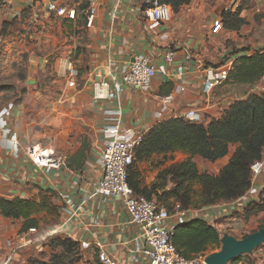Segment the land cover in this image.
<instances>
[{"label":"crops","instance_id":"1","mask_svg":"<svg viewBox=\"0 0 264 264\" xmlns=\"http://www.w3.org/2000/svg\"><path fill=\"white\" fill-rule=\"evenodd\" d=\"M235 1L187 0L172 13L170 22L151 27L143 0H98L91 28H86L82 21L65 22L76 38L75 63L82 62L78 71L66 59L46 66L44 58L29 54L25 73L12 87L14 92L23 91L9 120L19 147L0 137V200H32L39 191H47L51 204L58 208V218L39 215L37 230L22 233L23 220L5 218L0 212V264H27L31 256L39 257L40 250L50 254L48 243L54 240L75 244L78 259L72 264H100L95 243H100L113 257L114 264H148L142 254L145 245L141 229L130 224L122 200L91 196L92 185L102 177L100 159L111 140L108 133L112 130L147 133L157 124L176 119L188 110L197 111L199 124L206 126L239 101L241 92L230 93V85L225 81L212 86L206 73L207 69L215 71L226 61L264 49V0L249 1L248 8L240 14L244 24L238 30L222 27L212 32L214 23L221 22L224 9ZM64 2L78 9L87 6V0ZM33 4V0H4L0 5V23L20 20L24 13L33 10ZM11 45L10 42L6 47L8 54ZM168 50L174 52L172 63H167L163 56ZM10 57L6 56V63ZM135 57L152 60L156 69L146 91L122 82L123 71ZM13 61L14 58L9 63ZM179 68L182 72L177 74ZM43 74L55 77L52 91L59 90V100L52 101L42 95L40 76ZM262 82L264 79L252 87ZM96 84L106 85L102 96H98ZM167 98L170 102L162 112ZM4 106L0 104V111ZM31 147L63 157L65 167L37 169L25 153ZM235 149L236 146H230L228 154L215 162L199 157L191 162L200 174L217 176ZM187 158L182 152H174L153 154L135 162L130 169L131 188L137 195H149V199L163 206L156 200L159 189L151 191L152 185L158 184L161 172ZM167 185L168 189L172 187L168 179ZM261 197H264V165L243 197L175 214L172 210L163 226L174 230L178 225L201 220L219 236L228 234L241 239L264 225V210L244 216L248 207L258 203ZM66 198L72 202L70 209L64 202ZM175 204L178 203L172 207ZM83 242L89 245L87 249L81 247ZM210 252L216 251L210 248L205 254Z\"/></svg>","mask_w":264,"mask_h":264},{"label":"trees","instance_id":"2","mask_svg":"<svg viewBox=\"0 0 264 264\" xmlns=\"http://www.w3.org/2000/svg\"><path fill=\"white\" fill-rule=\"evenodd\" d=\"M249 1L241 0L235 11L222 13L221 24L224 29L236 31L244 24L240 14L248 8ZM3 2L4 0H0V5ZM186 2L187 0H159L160 4L169 6L172 13L177 12ZM262 79L264 49H256L253 54L233 61L225 82L252 87ZM232 145L236 146V149L217 176L200 174L196 165L191 162L194 157L215 162L225 157ZM263 151L264 91L260 95H251L247 100L235 102L221 118L213 119L206 126L188 123L179 118L157 124L144 135L136 148L132 165L153 154L182 152L187 155L188 158L183 162L161 172L158 184L152 185L151 191L159 189L156 200L161 202L168 212L172 211L174 203H178L181 210L191 207L200 209L243 197L251 187L250 166L260 160ZM131 166L127 176L130 188ZM167 179L172 184L169 189ZM145 197L150 198L149 195ZM263 210L264 197H261L258 203L248 207L244 216L247 218ZM0 212L5 218L23 220L20 230L22 233L37 230L41 221L37 218L39 215L45 214L53 220L58 218V208L51 204L47 191H39L37 197L32 200L2 199ZM261 228H264V225L259 229ZM173 243L177 252L189 259L198 255L205 256L210 248L212 252L218 251L220 236L204 221L193 220L174 229ZM48 244L52 250L49 254L51 257L58 256L57 253L60 252L71 256L66 264H72L78 259L76 246L71 241L54 240Z\"/></svg>","mask_w":264,"mask_h":264},{"label":"built area","instance_id":"3","mask_svg":"<svg viewBox=\"0 0 264 264\" xmlns=\"http://www.w3.org/2000/svg\"><path fill=\"white\" fill-rule=\"evenodd\" d=\"M98 0H87L86 8L79 6H67L64 0H33L36 6H39L44 13L59 18L64 22L75 24L78 21L85 22L86 28H91L95 18V3ZM146 5L145 13L150 26L155 27L160 23L171 21L172 12L169 6L160 4L159 0H143ZM240 1H235L227 6L225 12L236 10ZM222 28L220 21L214 23L212 32L215 33ZM167 63H172L174 58L173 50L163 53ZM233 61H226L218 69H207V78L212 86L221 85L227 78L228 72L232 68ZM182 72L181 68L177 74ZM156 75V69L152 60L145 57H135L128 68L123 71L122 82L137 90L146 91L149 89L153 78ZM106 85L96 84L94 88L100 92ZM179 91L183 90L181 88ZM167 98L162 104L161 111L166 110ZM16 109V104L9 102L0 111V137L7 139L14 147H19V142L12 134L9 127V120L12 118ZM188 123H200V115L195 110H188L177 116ZM111 140L106 144L100 159L102 168V177L92 185L91 196H98L103 199L116 197L122 200L124 208L129 216L130 224L141 229V237L144 242L142 254L147 259L148 264H205L204 258L198 257L187 259L181 256L174 246V230L166 229L163 224L170 218L171 213L161 206L154 199H148L143 195H137L133 192L127 182L128 169L132 165L135 156V150L140 145L144 135L143 131L127 130L120 133L112 130L108 133ZM30 162L39 170L59 169L65 167L64 158L56 156L46 149L31 147L25 151ZM264 165V151L260 160L250 166L251 184L260 175ZM66 206L72 208V202L69 198L65 199ZM68 209V210H69ZM181 211L180 205L173 206V214ZM70 216L72 213L69 212ZM220 236H222L220 234ZM22 241V240H21ZM22 244V242H18ZM97 249V260L100 264H114L111 257L100 243H95ZM81 247L87 249L89 245L86 242L81 243Z\"/></svg>","mask_w":264,"mask_h":264},{"label":"rangeland","instance_id":"4","mask_svg":"<svg viewBox=\"0 0 264 264\" xmlns=\"http://www.w3.org/2000/svg\"><path fill=\"white\" fill-rule=\"evenodd\" d=\"M33 7V10L24 13L20 20L0 23V104L3 106L9 102L17 104L21 100L23 91L14 92L12 87L25 73L30 53H33L35 57L44 58L46 66H54L58 59H66V63L71 62L72 68H76L77 71L78 67L82 66V62L75 63L77 56L74 54L73 44L76 42V38L70 31L68 24L59 18L44 13L35 3ZM10 42L12 45L8 54L6 47L8 44L10 45ZM17 54L19 57H16ZM8 55H11L10 61L14 58L11 64L10 61L5 62ZM54 80L53 75L43 74L40 76L42 95L50 97L52 101L60 99L59 90L57 92L52 91ZM226 83L230 85V93L241 92L240 97H237L239 101L247 100L251 95H260L264 91V82L257 87ZM191 209L197 208L191 207ZM37 255L38 258L31 256L27 264H66L71 257L65 256L62 252L57 253L58 256L51 257L49 254L43 253L42 250L37 252ZM237 262L241 264H264V245L256 249L250 256L240 257Z\"/></svg>","mask_w":264,"mask_h":264},{"label":"water","instance_id":"5","mask_svg":"<svg viewBox=\"0 0 264 264\" xmlns=\"http://www.w3.org/2000/svg\"><path fill=\"white\" fill-rule=\"evenodd\" d=\"M264 245V228L246 235L244 238L223 234L220 237V249L204 257L205 264H235L240 257L250 256Z\"/></svg>","mask_w":264,"mask_h":264},{"label":"bare ground","instance_id":"6","mask_svg":"<svg viewBox=\"0 0 264 264\" xmlns=\"http://www.w3.org/2000/svg\"><path fill=\"white\" fill-rule=\"evenodd\" d=\"M103 91V90H102ZM100 96H102L103 95V92H100V94H99Z\"/></svg>","mask_w":264,"mask_h":264}]
</instances>
